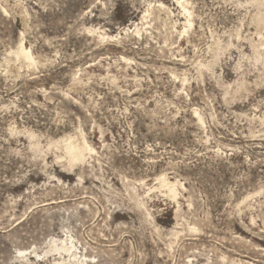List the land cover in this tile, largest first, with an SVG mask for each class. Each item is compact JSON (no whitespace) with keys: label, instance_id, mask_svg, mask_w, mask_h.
Here are the masks:
<instances>
[{"label":"rangeland","instance_id":"obj_1","mask_svg":"<svg viewBox=\"0 0 264 264\" xmlns=\"http://www.w3.org/2000/svg\"><path fill=\"white\" fill-rule=\"evenodd\" d=\"M0 264H264V0H0Z\"/></svg>","mask_w":264,"mask_h":264},{"label":"bare ground","instance_id":"obj_2","mask_svg":"<svg viewBox=\"0 0 264 264\" xmlns=\"http://www.w3.org/2000/svg\"><path fill=\"white\" fill-rule=\"evenodd\" d=\"M187 4V3H186ZM185 12L189 14L188 10L186 9V7H184V5L182 4L181 5ZM184 15V14H183ZM188 17V16H186ZM187 22V21H186ZM188 25L189 27L192 26L190 20H188ZM186 32V31H185ZM258 50V49H257ZM17 52V51H16ZM16 56L19 57L20 59L22 58L23 60H26L28 62H32L33 61V56H32V53L30 50H28L23 44H21L18 52L16 53ZM18 58V59H19ZM91 147H86V149H90ZM69 155L73 158L74 161L76 160H80L81 158V152L80 153V150L75 147L74 145L70 144L68 147H66ZM94 149V148H93ZM92 149V150H93ZM84 150H85V147H84ZM91 150V151H92ZM95 151V150H93ZM93 153V152H92ZM68 158V157H67ZM166 185V184H165ZM169 190H170V193L173 195V196H176L177 195V191H176V186L173 185V184H170L169 185ZM57 242H54L53 245V251H56L58 252V254L60 253L61 255H67L69 257H72L74 259H76L78 257V253H77V248L76 246L72 243V242H69V240H60L59 244H56ZM52 248V247H51ZM51 252V251H50ZM21 254L23 252H20Z\"/></svg>","mask_w":264,"mask_h":264}]
</instances>
